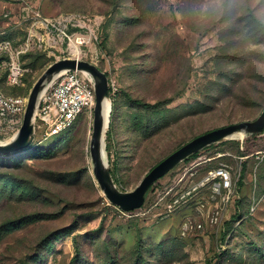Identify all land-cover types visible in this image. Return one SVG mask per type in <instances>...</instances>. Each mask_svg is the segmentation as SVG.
Masks as SVG:
<instances>
[{"label":"rangeland","instance_id":"374dc122","mask_svg":"<svg viewBox=\"0 0 264 264\" xmlns=\"http://www.w3.org/2000/svg\"><path fill=\"white\" fill-rule=\"evenodd\" d=\"M64 59L106 76L108 168L132 192L194 138L261 115L264 0H0V143ZM55 81L30 147L0 156V264H264V130L198 150L125 212L94 176V107L58 135L43 126Z\"/></svg>","mask_w":264,"mask_h":264},{"label":"water","instance_id":"95a60500","mask_svg":"<svg viewBox=\"0 0 264 264\" xmlns=\"http://www.w3.org/2000/svg\"><path fill=\"white\" fill-rule=\"evenodd\" d=\"M62 70L87 72L94 81V123L90 143L93 172L99 187L108 201L125 212L141 208L144 204L146 193L151 186L175 165L198 150L228 140L233 134L245 133V135H252L261 133L264 130L263 110L255 121L241 122L200 135L157 164L132 192L120 193L111 179L108 160L103 161L101 156V136L105 134L106 137L107 132L104 133L102 122V103L104 99L109 100L106 76L89 63L74 59H64L52 64L34 84L29 94L22 125L18 133L10 141L0 143V156L14 154L30 147L34 139V115L41 99V90L53 75ZM108 116L110 117V115ZM108 127L109 121H107V129ZM103 148L106 150V145Z\"/></svg>","mask_w":264,"mask_h":264},{"label":"built area","instance_id":"2783aa9c","mask_svg":"<svg viewBox=\"0 0 264 264\" xmlns=\"http://www.w3.org/2000/svg\"><path fill=\"white\" fill-rule=\"evenodd\" d=\"M20 72L15 65L10 69L8 80L12 84L19 81ZM48 105L38 110L41 113L43 126L49 136H55L65 131L80 114L92 109L95 104L93 83L86 80L79 71H66L52 85ZM40 115V114H39ZM226 181L229 177L223 171L218 172Z\"/></svg>","mask_w":264,"mask_h":264},{"label":"bare ground","instance_id":"6f19581e","mask_svg":"<svg viewBox=\"0 0 264 264\" xmlns=\"http://www.w3.org/2000/svg\"><path fill=\"white\" fill-rule=\"evenodd\" d=\"M75 54H78V52L75 50L74 51ZM67 70H62L60 71L59 73L53 75L50 80L44 85V87L42 88L41 90V95L40 97L42 98V96L44 95V93L46 92L48 86L50 83H52L54 80H57L62 74H64ZM83 73H87V72H84ZM88 74V73H87ZM89 75V74H88ZM90 76V75H89ZM91 77V76H90ZM110 112H111V105H110V101L107 100V99H104L103 100V103H102V122H103V131L104 133L107 131V121H109V116L110 115ZM37 115V110L35 112V115H34V120H35V117ZM245 133H237V134H233L231 135L230 137L231 138H237V139H241L243 138V135ZM229 137V138H230ZM105 134L101 136V151H102V159L103 161H107V155H106V151L105 149L103 148L104 145H105ZM219 174V173H218Z\"/></svg>","mask_w":264,"mask_h":264},{"label":"trees","instance_id":"16d2710c","mask_svg":"<svg viewBox=\"0 0 264 264\" xmlns=\"http://www.w3.org/2000/svg\"><path fill=\"white\" fill-rule=\"evenodd\" d=\"M135 104H137L138 106L144 108V109H151V108H156L157 106H159L161 103H157L155 105H149V104H145V103H140V101H133Z\"/></svg>","mask_w":264,"mask_h":264}]
</instances>
